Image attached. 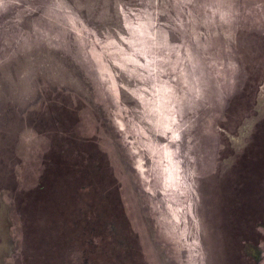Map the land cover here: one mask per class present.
I'll list each match as a JSON object with an SVG mask.
<instances>
[{"label": "rangeland", "instance_id": "obj_1", "mask_svg": "<svg viewBox=\"0 0 264 264\" xmlns=\"http://www.w3.org/2000/svg\"><path fill=\"white\" fill-rule=\"evenodd\" d=\"M43 243L264 264V0H0V264Z\"/></svg>", "mask_w": 264, "mask_h": 264}, {"label": "trees", "instance_id": "obj_2", "mask_svg": "<svg viewBox=\"0 0 264 264\" xmlns=\"http://www.w3.org/2000/svg\"><path fill=\"white\" fill-rule=\"evenodd\" d=\"M39 237H40V236H39ZM45 245H46V244H44V243L42 244V252L45 253V254H40V256H41L40 260H39V259L36 260L39 264H42V263L45 264V260H46V258H47L46 255H49V253H47V252H46V249L44 248ZM43 246H44V247H43Z\"/></svg>", "mask_w": 264, "mask_h": 264}]
</instances>
